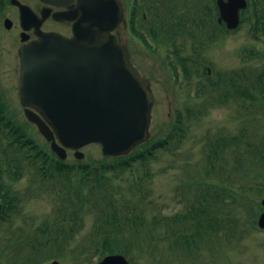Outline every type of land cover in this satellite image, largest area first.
Segmentation results:
<instances>
[{"label":"trees","instance_id":"1","mask_svg":"<svg viewBox=\"0 0 264 264\" xmlns=\"http://www.w3.org/2000/svg\"><path fill=\"white\" fill-rule=\"evenodd\" d=\"M175 1L170 0L167 9L163 7V10L154 4L157 15L150 35L154 40L172 42L174 53L178 55L180 45L177 40L181 36L178 34L184 30L186 20ZM252 7L249 19H255L254 31L264 32V3L253 0ZM231 85L235 99L251 101L264 109V71L258 75H249L243 69L236 70ZM8 111L6 102L0 96V196L5 200L6 210L9 207L17 208L20 198L32 196L37 192L42 193L40 191L43 190L49 191L56 202L57 216L39 230L43 237L48 234V238L45 244H35L34 251L37 254L50 248L52 240L57 242L60 251L64 250V244L76 233L77 227L80 228L79 222L85 214L95 217L93 243L88 249L91 255L101 257L121 253L131 260H134L132 255L136 250L148 248L153 249V253H159L160 246L174 254L182 252L187 256H194L196 248L204 239H240V235L246 232L247 225H254L256 213L253 209L245 213L244 220L233 216V211L240 205L238 199L247 197L244 192L264 194V183L255 181L257 176L264 179V142L250 146L248 152L251 157L248 164L243 165L244 171L237 172L235 180H231L236 189L222 182L216 185L201 179L194 183L206 184L205 187L198 189V196L195 194L188 201L185 199L182 212L173 216L150 217L142 201L139 205L130 204L128 201V205L121 207V199L118 197L121 185L116 181H120L123 172L131 170L137 163L148 166L158 151H174L182 145L188 133V126L181 114L168 136L145 143L129 156L111 158L110 161L68 164L39 146L27 130L28 123L19 122ZM187 118H190V115ZM247 147L243 137L238 135L208 142L205 175L217 171L216 165L224 150L234 149L240 157L242 152L246 155ZM219 170L221 174L222 169ZM32 174L35 176L30 180L26 194L19 195L18 183L24 176ZM133 188L134 185L130 186V189ZM203 190H208L209 193L200 194ZM225 191L235 195L234 199L230 197L231 202L225 197ZM257 205L260 207L259 203ZM69 223L71 226L66 231L64 225ZM125 232L129 233L128 238ZM143 234L144 240L140 241V245H136L132 239H141ZM27 247L29 248L28 245Z\"/></svg>","mask_w":264,"mask_h":264},{"label":"rangeland","instance_id":"2","mask_svg":"<svg viewBox=\"0 0 264 264\" xmlns=\"http://www.w3.org/2000/svg\"><path fill=\"white\" fill-rule=\"evenodd\" d=\"M128 1L131 2V0H124V3L127 5ZM127 40L134 53L136 63L153 79L156 105L151 133L153 139H158L168 134L170 125L174 121L173 113L175 111L185 108L192 110L197 105L195 100H190L186 95L184 96L186 92L181 88V85L172 80L170 82V77H168L165 68V63L168 61V51L165 46H157L160 50L151 53L143 50L141 45L138 47L136 42H132L130 39ZM3 41L5 47L0 51L2 90L5 92L6 104L9 109L20 122H25L23 108L17 97L16 80L11 75V64L14 61L12 57L13 50L9 48L6 39ZM245 49L264 52V40L258 42L252 39L248 34L247 25L239 29L234 35L221 39L218 44L208 50L207 56L217 68L224 70L239 68L244 65L242 51ZM249 62L254 73H260L264 70L263 56H258L246 63ZM169 83L173 86L172 90ZM252 105L248 101L241 100L231 102L225 106H220L217 103L203 105L202 116L191 115L190 121L187 123L188 133L182 145L174 154L161 150L152 158L148 166L137 163L131 170L123 173L122 180L116 181L121 185L120 196L118 195L121 199V207L128 205V201L130 204L135 203L136 205H139V202L142 201L143 206L148 209L150 217L153 215H157V217L172 216L183 211L186 200L188 201L195 195L196 189L205 187V185L196 186L194 184L190 187L192 181L203 179L202 181H209V183L216 185L222 182L226 186L230 185L234 187L233 189H236L234 182L231 180H235L234 176L237 175V172L244 171L243 165L248 164L251 157V153L248 152L250 146H257L264 142V115L257 113L255 106ZM28 131L33 134L41 146H45L46 149L50 148L33 126L28 127ZM236 135L242 136L244 143L247 144L246 155L242 152L239 157L234 149L224 150L219 162H217V171L206 176L204 169L207 164V142ZM83 152L86 156L82 162L100 161L104 158L99 145L88 146L83 149ZM75 161L74 155L69 152L67 162L74 163ZM219 168L222 169L221 174H219ZM29 180L30 177L26 176L19 187H26ZM255 181L260 184L264 183L261 176H257ZM132 185H134V188L130 189ZM185 185L189 186L186 187ZM138 188L139 190L136 191ZM210 191H212V188ZM224 193L228 200L234 199V194H229L226 191ZM244 194L248 198H239L240 205L238 208L235 207L233 211V216H238L242 220H244L247 211L253 209L255 213L261 212L257 204L264 198V194L253 191H247ZM224 201L226 202V200ZM53 209V200L47 196L26 200L22 215L14 219V226L12 228L7 226L0 231L7 232L8 230V234H11L15 231L14 229L21 227L29 233L30 229L33 231V228L42 227ZM27 217L31 219L25 223L24 220ZM83 217V220L79 222V232L73 234L70 239L73 241L66 243L63 250L66 251L65 256L67 258H64L65 256L57 258L62 264H96L98 261V258H94L92 263L93 259L90 260V256L87 254L79 258L74 256L77 254L78 248L82 247L81 245L88 244L90 233L95 227V217L90 214H85ZM246 230L243 235H240L241 239H232L228 241L229 243L224 240L216 242L204 239V242L202 241L195 250L198 258H194V260H191L192 262L179 254L174 256L172 253L167 252L161 255L143 252L140 255L138 251L134 253V264H264V231L260 230L258 226L253 227L252 225H248ZM125 236L128 238L130 235L125 232ZM132 241L136 245L141 243V239L136 237ZM55 245L57 246V244ZM161 249V251L164 250L163 247ZM71 252H73V255H70ZM51 253L55 254L57 252L52 249ZM62 254L59 253V255ZM40 262L42 263L43 260ZM51 262L52 260H48L45 264H51Z\"/></svg>","mask_w":264,"mask_h":264},{"label":"water","instance_id":"3","mask_svg":"<svg viewBox=\"0 0 264 264\" xmlns=\"http://www.w3.org/2000/svg\"><path fill=\"white\" fill-rule=\"evenodd\" d=\"M73 1L46 0L58 5ZM220 5V20L236 28L245 1ZM63 18L77 20L72 39L43 34L23 49L22 103L39 109L43 117L31 109L26 114L62 159L67 148L79 150L91 143H100L106 156L127 154L149 139L155 97L128 48L112 34L125 18L123 6L119 0H77L74 11ZM76 156L84 157L79 151ZM259 225L264 228V214ZM100 264L129 263L118 255Z\"/></svg>","mask_w":264,"mask_h":264},{"label":"flooded vegetation","instance_id":"4","mask_svg":"<svg viewBox=\"0 0 264 264\" xmlns=\"http://www.w3.org/2000/svg\"><path fill=\"white\" fill-rule=\"evenodd\" d=\"M26 6L25 16L22 18L20 8L16 0H0V51L4 49V41L13 50L14 61L11 64V75L16 82L20 75V63L16 61L18 52L25 45L39 39V33H57L69 38L72 35V23L60 22L54 18V14L69 10L68 7H57L46 4L43 0H17ZM217 4V3H216ZM213 14L209 18L219 19L218 7H213ZM218 13V15H217ZM8 21V22H7ZM223 36H229V32L222 30ZM202 60V59H201ZM208 75L212 74L206 66Z\"/></svg>","mask_w":264,"mask_h":264}]
</instances>
